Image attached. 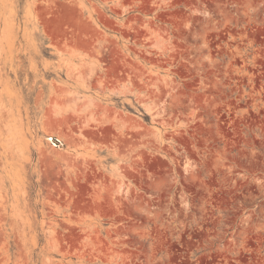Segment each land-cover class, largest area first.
<instances>
[{
	"label": "rangeland",
	"instance_id": "1",
	"mask_svg": "<svg viewBox=\"0 0 264 264\" xmlns=\"http://www.w3.org/2000/svg\"><path fill=\"white\" fill-rule=\"evenodd\" d=\"M0 264H264V0H0Z\"/></svg>",
	"mask_w": 264,
	"mask_h": 264
},
{
	"label": "built area",
	"instance_id": "2",
	"mask_svg": "<svg viewBox=\"0 0 264 264\" xmlns=\"http://www.w3.org/2000/svg\"><path fill=\"white\" fill-rule=\"evenodd\" d=\"M54 144H55V145H57V141H56V142H54Z\"/></svg>",
	"mask_w": 264,
	"mask_h": 264
}]
</instances>
